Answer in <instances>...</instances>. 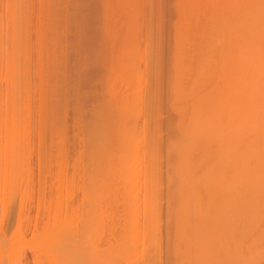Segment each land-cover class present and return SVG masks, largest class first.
<instances>
[{"label": "bare ground", "instance_id": "6f19581e", "mask_svg": "<svg viewBox=\"0 0 264 264\" xmlns=\"http://www.w3.org/2000/svg\"><path fill=\"white\" fill-rule=\"evenodd\" d=\"M111 1L105 0L106 7L103 4L106 14L102 24L106 34L114 32L115 25L121 21L113 24L117 22L114 18L129 12L121 13L126 11L122 7L125 2L115 0L113 7ZM123 1L128 2V8L134 2ZM21 4L24 5L22 0H10L9 44L7 47L2 41V47L0 44V53L6 51L5 59L0 61L6 62L3 79L7 87L3 112L0 106V131L4 134L0 141V202L4 196L6 200L10 198L26 146L23 132L28 129L29 117L24 114L28 113L25 109L29 101L28 97L24 101L23 95L27 81L23 53L29 48V41L21 18L24 15ZM176 11L172 85L169 83L168 88L172 95L168 101L172 107L168 109H173L175 120L171 123L172 117L167 120L161 117L162 113L153 112V106L158 104L154 92H148L151 87L144 97L149 104L146 107L151 109L148 118L154 113L155 117L151 116L155 118H152L154 125L151 119L149 123L143 119L146 108L143 110L141 103L145 102L140 101V94L136 96V90L132 95L134 88L128 89L132 83L137 88L138 78L132 77L136 75L135 64L132 65L131 58L127 60L126 46L118 45L123 52L117 50L121 58L119 62L116 58L115 69L110 67L112 75L108 73L111 76L108 75L105 84L107 107L98 105L100 108L88 124L81 122L76 111L78 117L74 121L83 134L74 160L82 169V175L81 172L78 175L82 177L79 178L80 201L70 212L66 207L64 211L55 210L48 216L43 230L26 243L35 247L33 251L38 253L34 255L35 261L44 256L48 264H264V0H178ZM129 14L130 18L132 14ZM128 21L120 25L132 22ZM120 25L119 32L112 36H116L115 42L119 33L121 39L125 37L127 29L121 26L124 29L121 35ZM130 43L127 40L125 44ZM48 59L50 63L51 57ZM132 78L137 79L135 83ZM49 79L47 83L52 84ZM122 83L123 90L118 87ZM50 86L47 89L53 90ZM47 89L44 96L47 104L41 106L48 109L43 107L46 111L43 115H51L53 111L49 109L53 105L51 101L48 103ZM51 93L56 96L54 91ZM53 96L51 100L55 99ZM141 105L145 122L137 130L140 125L134 117L141 113L136 114ZM55 109L59 114V109ZM47 114L45 119H48L45 122L42 119L41 126L38 122L42 130L50 132L56 125L55 132H62V121L57 115L54 120L53 115L50 118ZM146 123L152 124L153 130H146L144 126L149 127ZM136 140L141 144L140 150L136 148ZM115 205L123 210L121 226L114 221L121 230L117 229L120 232L117 235L112 234L113 216L108 215L116 213L112 209Z\"/></svg>", "mask_w": 264, "mask_h": 264}, {"label": "rangeland", "instance_id": "374dc122", "mask_svg": "<svg viewBox=\"0 0 264 264\" xmlns=\"http://www.w3.org/2000/svg\"><path fill=\"white\" fill-rule=\"evenodd\" d=\"M22 1L24 5L21 4L23 6V10H21L22 11L21 15L24 14L23 15L24 18L22 16L21 18L24 19L22 20V22L24 21L23 23L26 25L23 26L27 28L24 29L26 30V35L28 34L27 40L29 41V43H27V45H29L27 47L29 48H26L28 51L24 50L25 54L23 53L24 56L23 59H25L24 64L26 62L24 69V73H26L24 74V76L26 77H24V80L25 79L27 80L24 81V83L27 84L28 82V84L24 85L25 87L23 90V95L24 97H26V100L24 99L22 100L27 102V97H28V101L30 102V104L29 102L28 103L25 102L27 106L25 107L27 109H25V107L23 108L25 109V111L28 110V113L26 114L25 112L24 114L27 115L26 117L29 118L27 119L28 129L26 130V132H23V135H25L26 146L23 148V161H21L18 166L19 173L13 182L11 193L9 195L10 197L9 200H6V197L4 196L3 200L0 202V236H1L0 245H3L0 247L1 248L0 259H2L1 260L2 264H8L9 261L10 262L15 261L16 258L17 260L13 262L14 264L15 263L35 264V262L36 264L38 263L48 264L49 262L47 259L43 258L44 256L43 257L39 256L38 259L39 261H35L34 255H38V253L36 250L33 251L35 247H29L28 246L29 244L26 243L32 241L34 239V236H36V234H39L38 232H40V230L41 231L43 230L44 227L43 225L47 221L48 216L52 214L55 210L64 211V207H66L67 210L70 212L73 208H76V205H78L80 201L81 192L79 190L80 188L79 184L82 183L81 181L82 177L78 175L80 172H81L80 175H82V171H81L82 169H80L81 167L79 164L78 166L74 163L75 162L74 160L78 155L80 148L79 146H81L82 143L81 140H83L82 139L83 137L80 140L81 143L79 139L81 136H83V134L81 131L77 130V125L74 120L76 119V117L79 116L83 124L84 123L88 124L92 120L93 113H95V110L96 111L98 110L97 108L100 105L103 104L101 107L103 106L105 107V105L107 107L106 99L108 97L106 96L108 95L106 94L105 90L108 91V89H107V85L105 84H107L106 83L107 78L112 75L111 73H113L110 67L112 66V69H115L116 66L113 64L116 63L119 56L121 58V55L119 56L117 55L119 53L117 50L120 49L121 52L123 47L125 46L127 47V48L125 47L126 49L124 48L125 50L124 54L126 56L128 54L127 60L131 58L132 61L131 63L132 65L135 64L134 67L136 68L134 69L133 67V69L135 70L134 74L136 75H132V77L136 76V78H138V80L133 79L134 77L132 78L133 81L137 80V82L134 81V83L136 82L135 84L137 88L135 89V85L131 81L130 83H132L134 87L131 85L129 86L128 89L134 88L132 89V91L136 90L137 94L136 91L135 92L133 91L132 95L136 94V96H138V94H140V101H144L145 104H147L145 105L143 102L142 103L139 102L143 104L144 108L141 105L140 106L141 110L138 111L137 109L136 114L139 112L141 113L137 115L136 119L134 117V121L137 120L138 122L136 121V123L137 124L139 123L140 125L142 121L145 122L143 119H147L146 122L148 123L149 120L151 119L152 121L150 120V123L152 122V124L154 125L153 119L155 120V118L153 117L155 116L153 114L156 112H158L159 115H161L162 113L161 117L166 118L167 120L168 117L169 118L172 117L169 120L171 121V123L173 120H175L174 111H172L173 109L172 108L168 109L172 107L171 106L172 103H169L172 99V95L168 88H170V84L172 85V82L170 83V81H172L170 79V73L173 72L172 58L175 51L174 46H175V31H176L174 28H176V23L178 22L176 21L178 19L177 18L178 11H176L178 0H139V1L132 0L134 1L132 2V4L131 1L128 0L130 1L129 4H131L132 6L134 5L133 7L130 5L131 7L129 8H128L129 6L128 2L121 0L122 2H125L124 3L125 6L123 5L122 7L123 8L126 7L125 8L126 11L122 8L124 11H121V13L129 11L127 13L128 15L122 14L120 15L121 17L119 16L117 17L116 14L117 11L115 10L113 11L116 12L115 15L117 18H122V16L125 15L124 18L126 17L127 20L124 18H123L124 20L114 18V20H117V22L116 23L112 22V23L118 24L119 20H121L120 23H122L123 21H124L123 23L125 22L127 23L129 19H130L129 21H132L133 18L134 19L132 22L128 21L129 24L130 23L132 24V27L129 26V24L128 25L123 24V26L122 24L120 25V23L118 24L120 25L119 26L120 32L122 31L121 35L125 33V34H129L130 36L124 34L125 37L128 36L129 37L123 38L122 36L123 39H121L120 38L121 36H119L120 33L119 35L117 34L118 35L117 37L118 42L116 41L117 43L114 41V38L116 36L114 37L112 36L113 34L116 35V33L119 32L118 25L117 26L115 25V27H117L115 31L117 32H115L114 30L113 31L115 33L111 31L112 35H110L111 32L108 33L109 35L106 34L104 29L105 26L103 25L104 24L103 19L105 18L106 13L104 12L105 10L103 8L106 7L105 0H22ZM114 1L115 0L111 1L113 3V7H115ZM111 2H109V4ZM103 4L105 7L103 6ZM122 4L123 3H121V5ZM9 6H10V0H0L1 47L3 43L4 46L6 47L8 46L6 44H9L8 38H9L10 27H9V11L7 8ZM113 7L111 9H113ZM130 12L132 14L131 17L133 16L132 19L131 17L129 18ZM115 15H113V17ZM113 17L111 16V18ZM121 26L122 28L125 26L124 29L125 30L127 29L126 32L123 33L124 29H122ZM127 26H129V30L132 29L133 31L132 30L129 31L128 28H126ZM140 26L143 27L141 28ZM133 33H136V35ZM130 37L133 38L131 39ZM125 39H127L128 42H131L129 46L125 44L127 43V40ZM120 40L125 41V43L123 42L121 43ZM1 41L3 43H1ZM118 45L121 46L122 48L119 47L118 49L117 47ZM128 47L130 48L128 49ZM131 48L132 49L134 48L133 50L134 53L132 52ZM127 49L130 52L126 51ZM5 53H6L5 50H3V53H0L1 60L5 59L6 57L4 56L6 55ZM47 56L51 57L50 63H49V59L46 60L47 58H49ZM125 61H126V57H125ZM0 62H1L0 65L1 64L4 65V66L1 65L2 67H0L1 70L0 74H2L0 75V98H1L0 102H1L3 99H6L5 93L7 87L5 85L6 84L5 80L3 79L5 78L6 75V72H4L6 71L5 69L6 62L5 61H0ZM144 65H147V67H145ZM47 70L49 71L47 72ZM108 70L111 71L108 72ZM160 71L162 73H160ZM108 73H110L111 75ZM116 73L117 72H114V75ZM41 74L43 76H41ZM117 75L116 78L118 77ZM39 77L42 79H39ZM167 77L170 80H167ZM47 79H49V83L52 84H48ZM139 79L141 80V82H139ZM158 79H162V80H158ZM158 81H160L159 82L160 84L157 83ZM45 82L47 86L51 85L50 87L53 88V90L52 89L50 90V88H48L50 93L51 91H54L55 92L54 95H56L54 97L53 93H51L52 95L49 93V96H47V98L48 97L50 98L48 103H50L51 101L52 102L51 105H53V107L49 105L50 111L51 108L53 109V111H51L52 113L51 115H53V113L55 112L54 111L56 110L55 108L59 109L61 105V108L59 109L60 115L56 113L58 112V110L55 112L54 115L55 116L57 115L56 116L57 119H60L59 121H62L64 127L62 128L63 129L62 132H55L56 129L54 130V128H56V125H54L55 127L52 129L55 132V133L52 132V136L54 137L51 136L52 130L49 132V130L44 129L46 131L45 132L40 127L42 124V119L44 120L45 114H47L45 113L43 115L42 113V112H46L44 111L43 108L46 106L43 105L41 106V103H44L45 100L44 96L46 95V92H48V91L45 92V89H47ZM55 85L57 86L55 87ZM122 85L124 86V84L122 83L118 87H121ZM154 85L159 89L156 87L154 88ZM148 87L149 88L151 87L150 90ZM41 88L44 91L41 90ZM122 88L124 87H121L120 89L123 90ZM147 91L148 92L151 91V93L154 92L153 94H155L154 97L156 98L155 104H158L156 105V107L153 104L154 113L152 112L153 114L150 115V117L153 116L151 118L150 117L148 118L149 113H151L150 112L151 109L146 107L149 105L148 101L145 100L147 99L145 97L148 95ZM51 96H53L55 99L56 97H59L60 101L58 100V98L56 100L55 99L51 100ZM24 97L22 96V98ZM68 98L70 99V102ZM164 98H166L167 100ZM4 102L2 101L1 102L2 105L0 104V106L2 107L1 108L2 110L1 109L0 110L2 112L5 110V109L3 110V106L5 105L3 104ZM158 102H160L161 104ZM167 102L170 105H168ZM53 103H57V104H53ZM63 103H66L65 106ZM164 103L167 104L168 107ZM46 104L47 103H44V105ZM54 105H57V107L54 108ZM154 107L156 109H154ZM46 108L48 109V107ZM91 108H93L94 110L93 109L91 110ZM142 108L143 110L146 108L144 110V112L146 111L145 113L142 112ZM72 110L74 111V113ZM77 110L79 112V115L78 112H76ZM165 111L169 112V114L166 113ZM142 113L145 117L143 119H142L143 117ZM3 114L4 113H2L1 115ZM28 114L30 116H28ZM48 115L49 114H47L46 116ZM51 115H49L50 118H52ZM54 117L53 119L55 120L56 117L55 118ZM47 119L48 118H46L43 122H45ZM53 119L52 122L54 121ZM85 120L88 122H86ZM39 121L41 122L40 126L38 123ZM48 121H51V119H49ZM62 124H58V125L62 126ZM141 125H143V123ZM141 125L140 127H137L136 125L137 127L136 129L137 130L142 129L143 126L141 128ZM151 125H149V127L145 125L144 127H146V130H149L148 128H150ZM39 128L42 131H40ZM43 131L45 134L42 133ZM39 133H42V135ZM138 137L140 138V135ZM139 138L137 140L141 141V139ZM3 139H4V134L3 132L0 131V141H3ZM137 140L136 142L138 143V146L136 144V148L139 147L138 149L140 150L141 144ZM120 205H115L112 208L115 210V211L113 210L114 212H116L115 214H117L119 210L120 213L118 212L116 216L114 213L109 212L108 214L110 215V217L113 216L111 218V220L113 219L112 220L113 224L111 223L112 225H110L111 226L110 228H112L113 231L112 234L115 233V235H117L116 232L120 233L118 230H120L119 227L121 226L120 224L122 221L121 215L123 210L121 211V209H123L122 207L123 205L122 204ZM116 206H120L121 209H119V207ZM113 211L111 210V212ZM114 216L117 218H115ZM115 219H117V221ZM114 221L116 222V224L120 226L114 224ZM22 242L23 245L21 244ZM138 242H140V240H138ZM10 243H12L11 244L12 246L10 245ZM137 244H138L137 246L139 247L140 246L139 243ZM43 260L44 262L45 261L46 262L44 263Z\"/></svg>", "mask_w": 264, "mask_h": 264}]
</instances>
